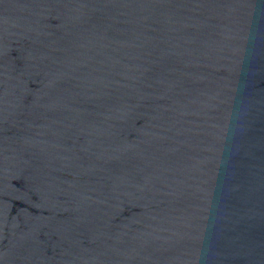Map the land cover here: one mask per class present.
Here are the masks:
<instances>
[{
  "label": "water",
  "instance_id": "obj_1",
  "mask_svg": "<svg viewBox=\"0 0 264 264\" xmlns=\"http://www.w3.org/2000/svg\"><path fill=\"white\" fill-rule=\"evenodd\" d=\"M0 264H264V0H0Z\"/></svg>",
  "mask_w": 264,
  "mask_h": 264
}]
</instances>
